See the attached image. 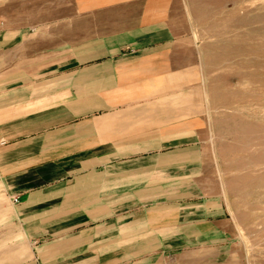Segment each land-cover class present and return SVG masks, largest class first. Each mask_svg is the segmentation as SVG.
Listing matches in <instances>:
<instances>
[{
    "label": "crops",
    "instance_id": "crops-1",
    "mask_svg": "<svg viewBox=\"0 0 264 264\" xmlns=\"http://www.w3.org/2000/svg\"><path fill=\"white\" fill-rule=\"evenodd\" d=\"M149 34L95 40L79 49L93 53L87 59L42 74L53 64L7 60L11 38L0 35V194L18 237L17 264H203L212 257L181 253L220 233L213 204L181 203L177 181L196 177L199 159L182 154L192 136L172 125L180 112L166 107L159 87L176 75L180 85L181 64L164 43L146 45Z\"/></svg>",
    "mask_w": 264,
    "mask_h": 264
},
{
    "label": "rangeland",
    "instance_id": "rangeland-1",
    "mask_svg": "<svg viewBox=\"0 0 264 264\" xmlns=\"http://www.w3.org/2000/svg\"><path fill=\"white\" fill-rule=\"evenodd\" d=\"M134 31L150 33L146 45L175 49L180 85L176 75L159 87L180 112L172 125L192 136L182 154L199 159L197 176L176 186L182 204H213L219 228L212 243L181 253L212 254L203 264H264V0H0L7 60L53 64L39 74L87 59L93 53L79 49L95 40ZM7 205L0 194V264H17Z\"/></svg>",
    "mask_w": 264,
    "mask_h": 264
},
{
    "label": "built area",
    "instance_id": "built-area-1",
    "mask_svg": "<svg viewBox=\"0 0 264 264\" xmlns=\"http://www.w3.org/2000/svg\"><path fill=\"white\" fill-rule=\"evenodd\" d=\"M2 145V144H1ZM14 202H18V199L17 198H14V200H13Z\"/></svg>",
    "mask_w": 264,
    "mask_h": 264
}]
</instances>
